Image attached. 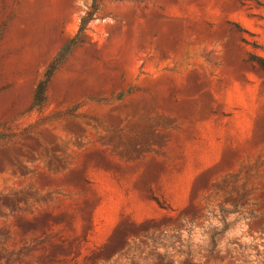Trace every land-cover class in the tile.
<instances>
[{
    "label": "rangeland",
    "instance_id": "1",
    "mask_svg": "<svg viewBox=\"0 0 264 264\" xmlns=\"http://www.w3.org/2000/svg\"><path fill=\"white\" fill-rule=\"evenodd\" d=\"M0 0V264H264V0Z\"/></svg>",
    "mask_w": 264,
    "mask_h": 264
},
{
    "label": "trees",
    "instance_id": "2",
    "mask_svg": "<svg viewBox=\"0 0 264 264\" xmlns=\"http://www.w3.org/2000/svg\"><path fill=\"white\" fill-rule=\"evenodd\" d=\"M99 2L100 0L91 1L84 14L80 17L77 33L72 38L63 43V45L58 49L54 57L45 67L41 77L38 79L33 88L31 98L32 106L40 107L45 104L47 86L51 77L56 72V70L64 63L68 55L78 44L81 34L86 30L88 22L93 18L94 13L98 9ZM257 59L260 60L261 65L264 67V60H262V58Z\"/></svg>",
    "mask_w": 264,
    "mask_h": 264
}]
</instances>
